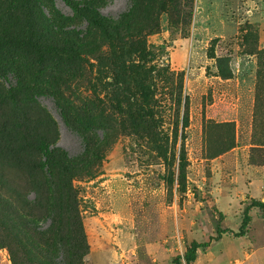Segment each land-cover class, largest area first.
Wrapping results in <instances>:
<instances>
[{"label":"rangeland","instance_id":"374dc122","mask_svg":"<svg viewBox=\"0 0 264 264\" xmlns=\"http://www.w3.org/2000/svg\"><path fill=\"white\" fill-rule=\"evenodd\" d=\"M63 42L92 52H43ZM40 150L70 169L73 264H264V0H0V264H70Z\"/></svg>","mask_w":264,"mask_h":264},{"label":"trees","instance_id":"16d2710c","mask_svg":"<svg viewBox=\"0 0 264 264\" xmlns=\"http://www.w3.org/2000/svg\"><path fill=\"white\" fill-rule=\"evenodd\" d=\"M83 10L96 12L94 8L91 9L84 8ZM129 21L131 20L129 16L126 14V16L124 15L119 20L116 21H111L105 17L103 18L99 16L98 19H94L93 23L95 27L99 30L100 36L102 38L106 40L118 39L121 40V42H123L126 39L132 38L136 32L135 29H132L133 26L129 25ZM81 48H83V45L74 46L73 43L69 44L63 42L61 46H56L54 44L46 46L45 48H43V52L49 54L66 53V54H72L76 57L81 55H90L92 52V50L84 51ZM43 56L44 53L39 52L40 63L43 62L44 59ZM43 159L45 163L41 162L43 161ZM65 159L66 158L64 157L63 160ZM47 163L48 165H46ZM177 163H178V180L182 181L184 179V169L186 167V158L183 147L181 148V153L177 158ZM51 164L55 168V174L59 180V183H61V185L59 184V187H61L60 190L61 192H63L65 196L66 204L59 203L58 205L57 204L53 205L51 203L48 209L46 210V212L49 214L50 217H52V219H61L62 215H65L66 219L63 225L62 224L58 225V227L65 225L62 230L65 232V235H58L61 238L57 237V240L53 238L52 245L49 246V249H51V251L49 252V255L46 256V259H57L58 257L62 256L63 259H66L68 260V262H70V264H73L74 263L73 259H77V256H81V255L83 256L86 252V249H85V243L81 238L80 229L78 228L77 225L78 222L76 219L74 221L71 219V217H69L68 212L72 213V210L68 211L66 207L68 202L67 199L71 193V189L69 187L70 178H71L70 169L68 165L62 164L59 160L57 161L53 159L51 153H49L46 150H40L39 164L35 165L33 168L41 175H44V171H45L48 173V175L50 174L53 176L54 175L52 173L53 169L50 167ZM250 208L257 209L260 212L261 218L264 220V203L252 202ZM249 223H250V218L248 217L247 212H245L239 231L235 236L238 238L243 237L245 235L247 227L249 226ZM27 230H31V228L29 227ZM57 234L60 233L57 232L56 235ZM224 234H226L225 231H221L220 229H217V236L215 238V241L219 240L221 236ZM206 246L207 245H203V247ZM199 247H201V245L193 244L188 249L186 255L183 258L185 264H192L195 261V253ZM173 264H181L180 259H174Z\"/></svg>","mask_w":264,"mask_h":264}]
</instances>
